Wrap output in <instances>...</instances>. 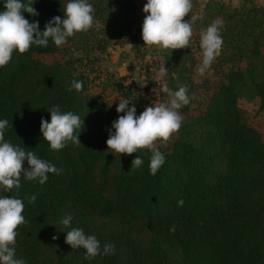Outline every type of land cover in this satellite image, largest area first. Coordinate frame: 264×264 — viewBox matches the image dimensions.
Wrapping results in <instances>:
<instances>
[{
  "label": "trees",
  "instance_id": "16d2710c",
  "mask_svg": "<svg viewBox=\"0 0 264 264\" xmlns=\"http://www.w3.org/2000/svg\"><path fill=\"white\" fill-rule=\"evenodd\" d=\"M66 2L35 0L38 15L24 17L38 21L42 31L51 18L63 16ZM200 2L192 0L184 20H194ZM88 3L96 26L60 47L50 41L23 54L14 51L0 67V118L9 121L5 139L60 170L48 174L44 185L23 180L21 174L19 189L0 192L25 205L16 258L25 264H264V140L238 106L250 95L259 99L264 113V6L244 2L231 7L216 0L204 5L202 25H210L207 19L221 21L223 44L212 64L218 82L213 90L200 86L202 100L193 111L190 103L179 110V130L164 146L154 145L165 163L151 175L147 149L131 155L107 149V130L123 113L92 91L85 72L93 52L102 53L113 40L132 34L138 5L136 0H116L115 6ZM189 48L163 57L167 69L173 64L179 69V77L186 62H193ZM48 56L53 60L46 61ZM74 80L83 82L80 91L71 86ZM123 80L113 85L139 115L144 103ZM54 105L84 118L80 144L68 141L55 151L42 139L41 118L50 120L47 110ZM136 155L144 163L130 170ZM22 167H28L26 161ZM33 194L36 200L29 203ZM65 214L72 215L71 227L95 235L101 248L114 244V253L85 260L83 249L65 243L70 230L60 224Z\"/></svg>",
  "mask_w": 264,
  "mask_h": 264
},
{
  "label": "clouds",
  "instance_id": "9594fccd",
  "mask_svg": "<svg viewBox=\"0 0 264 264\" xmlns=\"http://www.w3.org/2000/svg\"><path fill=\"white\" fill-rule=\"evenodd\" d=\"M35 0H0V67L7 65L13 52L23 54L32 46L47 47L51 41L56 47L67 43L68 38L76 33L87 31L94 22L93 6L88 0H67L63 16L51 18L43 30H39V22L25 19L24 13L36 17L38 12L33 5ZM192 0H146L143 6L145 14L142 22L141 39L144 46L159 49H183L190 47L192 25L189 17ZM219 21L211 23L200 36L202 61L197 68L200 76H204L213 60L219 56L223 44L218 28ZM165 64L158 69L157 79L169 74ZM77 91L83 87L82 81L74 80L71 85ZM167 94L168 102L151 103L137 115L136 105L129 106L131 100L123 98L116 103L117 119L111 123L106 140L107 149L117 154L131 155L138 149H147L149 170L156 175L165 163V156L154 146L157 140L166 142L170 135L181 127L182 117L179 110L187 106L193 97L188 95L186 87L170 90L167 85L160 88ZM50 120L43 117L40 121L42 139L47 141L51 150L59 151L67 142L80 144L78 136L84 127V118L72 111H61L58 105L49 108ZM9 126L7 119L0 118V192H10L21 186L23 180L34 181L44 185L50 173L59 174L60 170L49 161L40 158L26 147L12 144L5 139V130ZM28 167H22L24 162ZM143 159L136 155L131 162V169L143 165ZM36 195L28 197L33 203ZM183 205V200L178 201ZM24 203L14 195H0V264H25L23 258H16L17 228L25 222L22 215ZM72 215L65 214L60 224L70 229L66 231L65 243L73 250L83 249L84 259L92 260L98 255L114 253L115 245L101 242L95 235L86 234L82 228L71 227ZM53 239H56L53 236Z\"/></svg>",
  "mask_w": 264,
  "mask_h": 264
},
{
  "label": "rangeland",
  "instance_id": "374dc122",
  "mask_svg": "<svg viewBox=\"0 0 264 264\" xmlns=\"http://www.w3.org/2000/svg\"><path fill=\"white\" fill-rule=\"evenodd\" d=\"M106 2L109 6H115L116 0H101ZM210 0H201L200 8L196 10L193 17L194 20H201L200 22L193 23L190 21L193 29L198 28V32L193 31L190 37V52L193 54V62H186V70H182V77L178 76L179 69L175 65H171L169 74L163 79H157L156 73L158 69L163 65L164 55L177 54L171 49H159L156 47L144 46L141 39L142 22L144 19V13L142 11L146 0H136L138 5L136 11V23L132 29V34H127L125 37L117 38L113 40L108 48L102 52H93L92 60L88 66L93 67V71L89 72L87 67L85 72L89 78L92 79L91 87L94 93H100L108 100L112 105L120 102L121 98L115 87L114 82H118L124 79L126 85H131L134 89L139 100L147 106L151 103H166L168 102L167 94L161 93L160 88L163 85H167L170 90H178L180 87H186L188 95L193 97L190 100L189 109L193 111L198 107L202 100L201 85L208 86L209 90H213L218 82V77L214 74L213 62L210 68L206 71L204 76H200L197 72V68L202 61V53L197 52L196 42L200 41L202 32L206 29V26L202 25L203 20L201 18L202 9L204 5ZM231 7H239L244 2H252L259 6H264V0H216ZM91 2V0H88ZM213 19H207V23L211 24ZM96 26L97 24H94ZM221 25L219 20L218 26ZM197 33V34H196ZM46 61L53 60V57H44ZM83 69V68H82ZM84 70V69H83ZM207 84V85H206ZM205 89V88H204ZM207 89V90H208ZM208 90V92H209ZM238 106L242 111L246 123L256 129L262 139L264 140V113L260 110V102L258 98L247 95L238 101ZM165 142L157 140L154 142L155 146H164Z\"/></svg>",
  "mask_w": 264,
  "mask_h": 264
}]
</instances>
